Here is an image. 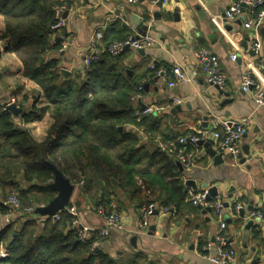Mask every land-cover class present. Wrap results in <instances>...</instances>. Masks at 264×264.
I'll use <instances>...</instances> for the list:
<instances>
[{
    "label": "crops",
    "instance_id": "obj_1",
    "mask_svg": "<svg viewBox=\"0 0 264 264\" xmlns=\"http://www.w3.org/2000/svg\"><path fill=\"white\" fill-rule=\"evenodd\" d=\"M61 1L72 11L67 15L63 31L52 32L48 38L49 42L59 44L60 50H49L45 56L55 61V71L63 76L81 74L86 69L83 54L91 38L97 40L99 50L105 51L114 40L126 35L136 37L140 35L138 30L141 26L148 27L147 34L155 40L154 45L144 49L143 53L127 49L115 61L123 73L143 89L136 100L137 106L149 103L169 106L173 100L180 101L165 112L146 119L155 129L152 145L145 142L148 135L138 133L141 129L138 128V131L133 126L125 128L127 133L140 134L143 139L141 145H145L149 153L155 152L157 147L166 152V157L172 158L174 143L163 144L161 136L174 138V142L178 143V137H186L189 133L206 128L212 116L230 120L252 116L253 124L241 141V153L245 145L250 146L251 152L255 151L246 164L240 165L239 161L233 164L222 156L224 163L215 166L205 153V148L186 142L191 147L190 151L195 153L193 165L185 168L180 164V171L177 161L176 167L184 190L190 188L198 192L205 187H215L223 197L227 206V247L236 255L235 264H250L256 258L260 259L257 264H264V228L253 220L248 225L251 220L248 218L250 211H247L249 205L251 210L264 206V139L261 131L264 106L257 108L253 94H244L239 89L241 73L247 66L252 68L256 80L264 84V38L261 32L264 21L251 31L243 28L244 20H240L243 17L214 23L210 14L222 16L234 0H167L166 4L161 3V7L145 0H139L137 4H131L128 0ZM4 30L0 15V96L5 100L14 98L22 104L25 109H21L18 115H12L14 122L18 126L20 123L26 126L35 139L44 140L53 120L47 111L40 119L37 117L48 107V101L37 85L23 77L20 60L6 49L7 40L2 37ZM64 32L66 36H63ZM69 37L75 39L74 45L63 48L64 40ZM59 38L61 41H57ZM253 41L259 42L262 48L260 56L256 58L248 53ZM243 43L247 44L245 51ZM200 50L210 51L218 59L227 78L224 89L219 90L204 82L193 60L194 53ZM231 54H236L238 59L231 61ZM174 64L183 67L189 82L169 88L153 74L159 70L167 74ZM259 64L261 69L257 68ZM151 65L154 69L150 68ZM35 91L40 94L36 95ZM255 140H258L257 144H254ZM185 144L181 148L187 150L188 144ZM190 181L193 185L188 183ZM115 185L113 180L109 200L121 214L124 229L97 242L95 252L100 251L116 260L121 257L131 259L136 254H142L150 264H209L202 254L205 253L204 248L214 242L218 232V224L211 212L203 214L197 209L195 214L185 210L164 214L159 211L151 218L150 224L155 228L152 234L149 235V231L138 234L140 207L134 197L121 193ZM26 186L22 184L21 188L25 189ZM73 186L69 203L77 208L78 225L91 228L96 233L101 219L92 209L91 198H99L101 192L95 194V188H92L87 193L85 186L81 187L78 183ZM231 187L234 191L230 197L227 192ZM239 203L244 207L243 217L239 213L231 215L233 205ZM1 227L3 229L5 226ZM156 232L159 233L158 237L155 236Z\"/></svg>",
    "mask_w": 264,
    "mask_h": 264
},
{
    "label": "trees",
    "instance_id": "obj_2",
    "mask_svg": "<svg viewBox=\"0 0 264 264\" xmlns=\"http://www.w3.org/2000/svg\"><path fill=\"white\" fill-rule=\"evenodd\" d=\"M58 5L66 4L61 0H0L6 49L20 60L23 77L37 85L48 101L37 119L47 111L53 120L44 142L37 143L29 129L18 126L11 112L0 107V212L9 210L3 206L9 194H15L24 208L45 206L54 198L55 193L47 188L53 180L47 162L72 184L82 181L87 193L92 188L95 194L101 192L99 198H91L93 208L111 205L114 180L118 190L134 197L140 208L158 203L172 206L174 212L195 214L197 207L185 201L176 167L175 153L182 146L174 138L161 136L163 144L174 143L171 158L161 148L149 153L141 145L140 134L148 135L145 142L152 145L155 129L146 121L151 116L139 121L134 117L131 99L143 91L119 68L115 60L120 56L103 53L81 74L68 76L56 72L55 61L46 58L47 51L60 50L59 44L48 41L55 22L53 9ZM19 108L24 107L19 104ZM128 126L141 129L140 134L127 133ZM179 138L183 137L177 142ZM186 147L191 149L189 144ZM22 184H27L25 189ZM73 220L62 212L56 223L39 226L27 221L3 227L0 245L7 257L0 258V264H150L142 254L116 260L95 252L101 239L92 234L80 240Z\"/></svg>",
    "mask_w": 264,
    "mask_h": 264
},
{
    "label": "built area",
    "instance_id": "obj_3",
    "mask_svg": "<svg viewBox=\"0 0 264 264\" xmlns=\"http://www.w3.org/2000/svg\"><path fill=\"white\" fill-rule=\"evenodd\" d=\"M131 4H137L139 0H128ZM149 4L155 5L158 2L163 4L167 3V0H145ZM72 8L66 5H58L53 9L54 24L51 26L52 32H62L66 26V19L63 17L65 12H71ZM239 17H243V28L247 31L253 30L258 24L264 21V0H234L230 8H228L222 16L216 14H210V18L214 23L222 20L234 21ZM135 38L134 35H128L124 40L115 41L107 46L105 51L99 50L97 47V40L91 38L89 40L88 48L83 54L84 66L88 68L90 64L98 60L103 53L110 57L116 58L124 52V48L132 50H144L154 45L155 40L149 36L138 35ZM74 38H66L63 42V48H70L74 45ZM261 44L257 41H253L250 44V50L254 52V57H259L261 54ZM231 61L237 59L236 54L229 56ZM193 60L197 68L200 69L203 80L206 84L214 86L219 90L224 89L227 83L225 73L220 67L218 59L210 51L200 50L193 55ZM154 69V66H150ZM258 69L262 66L259 64ZM252 68L246 67L243 70L240 77L239 89L244 94H253L255 98L256 107L264 106V84L257 81L253 75ZM156 76L161 78L169 88H173L179 84L189 82V78L181 65L174 64L170 69V72L166 74L164 71H157ZM139 92L143 89L140 86ZM142 93H137L132 99V109L134 117L139 121L144 116H150L154 114L163 113L166 110L172 108L180 103L179 100H173L172 103L162 105L158 103H149L143 107L136 105V100ZM14 105L19 108V103L14 99H4L0 96V107L3 111L7 110L9 106ZM253 124L252 116H247L240 119H225L212 116L208 122L206 128L198 129L192 133H189L186 137L179 138L178 143L184 145L186 142L193 146H198L199 142H213V148L216 153H222V156L228 159L233 164H237L239 161V155L241 153V141L246 134L247 129ZM194 151H187L184 148L177 149L175 153V159L182 164L185 168H191L193 165ZM83 182L79 183L82 186ZM210 188H203L200 191H194L190 188L185 190V201L190 203L194 207H200L201 210L207 208L210 209L211 214L218 224V232L215 236V240L212 244H208L202 254L203 259L209 264H235L236 255L232 249L227 247V233H226V213L224 208V199L217 191L215 196L208 199ZM217 190V189H216ZM3 206L8 208L7 213L0 212V229L1 226H8L13 224L18 226L19 224L27 221H34L39 226L50 221L56 223L60 220L62 212L68 213L74 218L72 227L77 231V236L80 240L86 241L91 238L92 234H97L100 239L108 238L113 232H123V220L122 216L117 210L116 206L111 204L110 206L99 205L96 208H92L97 216L101 219V226L93 233L91 228L82 227L78 225V212L77 208L72 205L65 207L58 211L53 216H40L35 213L36 208L44 207V205L24 208L20 205L16 196H11L5 200ZM244 207L242 204H236L231 211V215H238L239 211ZM162 212L164 214L173 211V207H161L157 203L144 205L139 209V221L137 223L138 234H145L150 230L151 218L156 212ZM248 218L257 222L260 228H264V206L259 210H251ZM155 236H159V233H155ZM7 257V253L2 250L0 245V258Z\"/></svg>",
    "mask_w": 264,
    "mask_h": 264
},
{
    "label": "water",
    "instance_id": "obj_4",
    "mask_svg": "<svg viewBox=\"0 0 264 264\" xmlns=\"http://www.w3.org/2000/svg\"><path fill=\"white\" fill-rule=\"evenodd\" d=\"M157 6L161 7V2L157 3ZM68 15V12H65L63 14V17L66 19ZM177 18V16H176ZM241 21H243V18H240ZM143 31H145V33H142ZM148 31V27L145 26H141L138 30V33L141 36H149L147 34ZM262 34H263V38H264V29L261 30ZM63 36H66V33L64 32ZM135 38H138V36H136ZM57 41H61V39L59 38ZM242 48L243 50H247V44L243 43L242 44ZM128 48L125 47L124 51H126ZM140 53H143V50H138ZM250 56H254V52L252 50L248 51ZM264 53V51H263ZM238 59V58H237ZM63 74H65V71H62ZM229 103V102H227ZM143 107V106H142ZM12 115H18L21 113V109L16 108L14 105H11L8 107V109ZM259 132V130H257ZM261 131L263 133V139H264V124L261 127ZM243 137H246V135H244ZM258 140H255L254 144H257ZM199 147H203L205 148V153L207 154V156L209 158H211L213 160V165L218 166L223 164V159H222V153H216V151L213 149V142L212 141H208V142H199L198 143ZM255 153L254 150H252V152L250 151V146L249 145H245L242 147V153H240L239 155V164L240 165H244L246 164V162L250 159H252L253 154ZM46 166L51 170V172L53 173V180L50 184L47 185V188L54 192L56 195L54 196V198L44 207H38L35 210V213L40 215V216H53L55 215L58 211L64 209L66 207V205L70 202V199L72 197L73 191H74V186L73 184L67 179L65 178L58 170L57 168L50 164L45 162ZM177 167L179 168V170L181 171V165L180 163H177ZM190 185L192 184V181L188 182ZM234 188L231 187L228 190V195H230L233 193ZM217 193V190L215 187H212L209 189V196L208 199L212 196H215ZM226 204H224V208H226ZM198 210H200L203 214H205L206 212H210V209L207 208L205 210H201V208L198 206L197 207ZM247 211H251V206L249 205L247 208ZM156 215V212L153 214V216ZM239 216L243 217L244 216V211L243 209L239 211ZM225 220H227V218L225 217ZM253 222L252 220L248 223V225H251ZM154 226L150 227L149 230V235L152 234V232L154 231ZM135 238H133L131 240V242L133 243ZM260 261L259 258H256L255 260H253L250 264H257ZM262 262L264 263V258L262 259Z\"/></svg>",
    "mask_w": 264,
    "mask_h": 264
},
{
    "label": "rangeland",
    "instance_id": "obj_5",
    "mask_svg": "<svg viewBox=\"0 0 264 264\" xmlns=\"http://www.w3.org/2000/svg\"><path fill=\"white\" fill-rule=\"evenodd\" d=\"M39 90H41L40 88H39ZM29 94H31V90H30V92H29ZM35 94L36 95H38V94H40L39 92H37V91H35ZM21 96V95H20ZM15 123H17V122H15ZM19 126H24V125H22L21 123H20V125ZM24 127H26V126H24ZM27 128V127H26ZM32 137H33V135H32ZM37 138V137H36ZM46 138V137H45ZM45 138H44V140H45ZM33 139L37 142V143H41V142H44V140L42 139V140H38V139H35L34 137H33ZM84 181H86V179L84 180ZM8 190H9V188H7ZM11 196H15V194H9L8 196H7V198H5L4 199V201L5 200H7V199H9ZM2 250H4L3 248H2ZM6 258V257H5ZM2 259V258H1ZM4 259V258H3Z\"/></svg>",
    "mask_w": 264,
    "mask_h": 264
}]
</instances>
